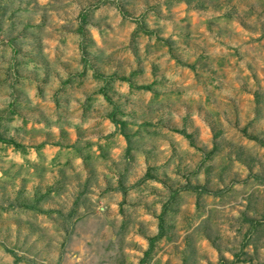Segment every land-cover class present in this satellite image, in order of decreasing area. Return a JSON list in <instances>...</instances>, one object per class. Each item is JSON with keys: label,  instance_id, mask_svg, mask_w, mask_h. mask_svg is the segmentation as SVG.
<instances>
[{"label": "rangeland", "instance_id": "374dc122", "mask_svg": "<svg viewBox=\"0 0 264 264\" xmlns=\"http://www.w3.org/2000/svg\"><path fill=\"white\" fill-rule=\"evenodd\" d=\"M0 264H264V0H0Z\"/></svg>", "mask_w": 264, "mask_h": 264}]
</instances>
